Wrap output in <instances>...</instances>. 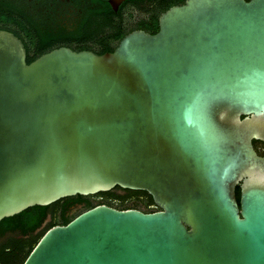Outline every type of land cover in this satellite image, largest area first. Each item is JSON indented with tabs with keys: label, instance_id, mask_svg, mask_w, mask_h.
Listing matches in <instances>:
<instances>
[{
	"label": "water",
	"instance_id": "1",
	"mask_svg": "<svg viewBox=\"0 0 264 264\" xmlns=\"http://www.w3.org/2000/svg\"><path fill=\"white\" fill-rule=\"evenodd\" d=\"M251 140L264 141V0H183L111 51L29 62L0 29V219L114 186L158 208L96 204L21 264H264Z\"/></svg>",
	"mask_w": 264,
	"mask_h": 264
},
{
	"label": "trees",
	"instance_id": "2",
	"mask_svg": "<svg viewBox=\"0 0 264 264\" xmlns=\"http://www.w3.org/2000/svg\"><path fill=\"white\" fill-rule=\"evenodd\" d=\"M133 29L136 28H83L77 34V32L68 31L65 28L64 30L56 31H53L52 28H43V30L32 28V38L35 43L27 48L25 62H29L40 54L59 46H66L75 51L92 49L97 54L108 52L115 47L117 40ZM139 29L154 33L157 27L155 25L154 28ZM85 30L86 33L83 34ZM79 40H88L90 47H85L78 43L77 41ZM234 193L237 200V187H235ZM130 202L140 204L143 212H151L158 209L150 195L145 191L121 189L114 186L104 192L89 195L74 194L59 198L48 205H33L16 214L1 218L0 264H21L45 229L53 225H63L85 209L96 204H105L116 209L133 208L128 206ZM76 206H79V210L71 213L70 210ZM48 214L51 215V218L47 222L46 227L42 231L36 232ZM6 234L8 236H5Z\"/></svg>",
	"mask_w": 264,
	"mask_h": 264
},
{
	"label": "flooded vegetation",
	"instance_id": "3",
	"mask_svg": "<svg viewBox=\"0 0 264 264\" xmlns=\"http://www.w3.org/2000/svg\"><path fill=\"white\" fill-rule=\"evenodd\" d=\"M115 1L113 9L109 0H0V29L20 40L26 56L27 48L35 43L32 28H65L77 34L83 28H154L162 11L183 0ZM77 42L90 47L88 40ZM251 145L257 155L264 156V141L251 140Z\"/></svg>",
	"mask_w": 264,
	"mask_h": 264
},
{
	"label": "rangeland",
	"instance_id": "4",
	"mask_svg": "<svg viewBox=\"0 0 264 264\" xmlns=\"http://www.w3.org/2000/svg\"><path fill=\"white\" fill-rule=\"evenodd\" d=\"M128 206H132L133 208H136V209H138V210H142L141 205H140V204H137V203H134V202H130V203L128 204ZM75 210H79V206H76V207L72 208V209L70 210V212L72 213V212H74ZM50 218H51V215L48 214L47 217L45 218V221H44L43 224L37 229L36 232H40V231H42V230L46 227V224H47V222L50 220ZM5 236H8V234H6Z\"/></svg>",
	"mask_w": 264,
	"mask_h": 264
}]
</instances>
